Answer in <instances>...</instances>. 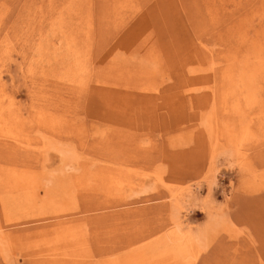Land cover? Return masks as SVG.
Here are the masks:
<instances>
[{
    "label": "rangeland",
    "instance_id": "1",
    "mask_svg": "<svg viewBox=\"0 0 264 264\" xmlns=\"http://www.w3.org/2000/svg\"><path fill=\"white\" fill-rule=\"evenodd\" d=\"M0 264H264V0H0Z\"/></svg>",
    "mask_w": 264,
    "mask_h": 264
},
{
    "label": "bare ground",
    "instance_id": "2",
    "mask_svg": "<svg viewBox=\"0 0 264 264\" xmlns=\"http://www.w3.org/2000/svg\"><path fill=\"white\" fill-rule=\"evenodd\" d=\"M127 257V256H126Z\"/></svg>",
    "mask_w": 264,
    "mask_h": 264
}]
</instances>
